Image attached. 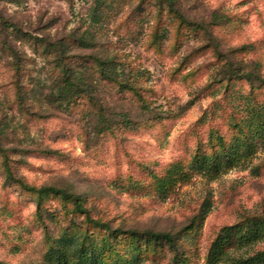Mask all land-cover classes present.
I'll return each mask as SVG.
<instances>
[{
	"label": "rangeland",
	"instance_id": "obj_1",
	"mask_svg": "<svg viewBox=\"0 0 264 264\" xmlns=\"http://www.w3.org/2000/svg\"><path fill=\"white\" fill-rule=\"evenodd\" d=\"M101 1L106 15L96 20V0H0L22 29L0 26V139L16 175L78 193L111 227L83 224L59 198L39 220L34 195L7 183L0 154V264H46L47 232L58 237L72 222L88 228L108 264L170 263L166 246L136 241L132 228L178 233L184 263L204 264L224 226L264 216V145L216 177L190 166L197 152L219 149L215 133L226 144L244 136L237 124L247 106L264 104V81L233 80L230 90L220 82L227 58L241 72L262 62L264 78V0H176L211 34L155 0ZM244 44L255 49L239 51ZM97 58L117 81L101 75ZM64 69L90 97L68 103ZM101 115L112 130H100Z\"/></svg>",
	"mask_w": 264,
	"mask_h": 264
},
{
	"label": "trees",
	"instance_id": "obj_2",
	"mask_svg": "<svg viewBox=\"0 0 264 264\" xmlns=\"http://www.w3.org/2000/svg\"><path fill=\"white\" fill-rule=\"evenodd\" d=\"M155 1L161 7H169L182 23L196 25L207 34H211L209 22L191 21L179 8L175 7L176 0ZM102 3V1L96 0V8L93 10V16L97 17L96 20H102V17L104 18L106 15L101 9L104 6ZM221 17V14L214 13L212 20H219ZM0 26L4 29L11 28L16 33L22 32L17 23L10 21L2 13H0ZM6 43L16 59L15 63H17V51L14 50L9 42L6 41ZM248 48L253 50L255 49V45L244 44L238 47V50L244 51ZM219 55L223 56L224 54L219 51ZM226 60V76L220 80L221 83L225 81L224 85L226 89L230 90L233 80L237 79H243L250 83L254 82L255 79L264 81V78L257 74V71L262 68V62L256 61L252 66V70L241 72L232 60L229 58ZM96 61L103 77L114 81L118 80L116 75L117 69L112 66L110 61L101 58H97ZM63 75V84L59 88V91L68 100V103L77 94L90 97V91L86 84H80L81 82L73 80L71 74L66 69H64ZM249 99L252 98L249 97ZM246 113V116L237 124L240 130H246L245 135H239L226 144L222 137L218 133H215L219 149L213 153L197 152L190 165L191 170L206 176L216 177L236 167L252 156L259 145H264V104L254 101L247 106ZM101 119L103 124L100 130L113 129L105 116L101 115ZM10 151V148L3 146L0 139V154L6 181L7 183H16L23 190L31 192L34 195L37 204L36 213L39 220H42L47 200L59 198L63 203L66 213H72L74 216H83V224L104 227L106 229L111 228L107 222L92 216L90 210L84 205V199L78 193L55 186H35L25 181L24 178L18 177L13 168ZM208 210L209 208L203 209L202 218H204ZM70 229L74 231H70ZM129 232L138 242L144 241L152 245L166 246L171 254L169 264H185L182 260L178 233L137 228H132ZM46 239L49 243V248L44 257L46 264H108L102 246L96 244L88 228H83L79 224L70 223L58 237H54L47 232ZM262 241H264V216H248L235 224L224 226L217 233L207 249L204 264H264V249L253 251L256 244ZM129 264H135V262Z\"/></svg>",
	"mask_w": 264,
	"mask_h": 264
}]
</instances>
